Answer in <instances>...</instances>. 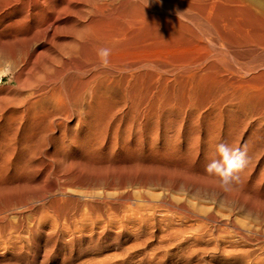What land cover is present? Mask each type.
<instances>
[{"label":"bare ground","instance_id":"obj_1","mask_svg":"<svg viewBox=\"0 0 264 264\" xmlns=\"http://www.w3.org/2000/svg\"><path fill=\"white\" fill-rule=\"evenodd\" d=\"M217 5H219V4H216L215 0H0V67L2 66V68L0 69V197L7 190H9L10 186L12 184H14L15 181L18 182L20 177H22L24 175H28L30 173H33V172L37 171L39 168H41V171H42V178H40V180H42L41 186L44 185L43 184L44 178L49 172V170H48L49 168H47L45 166L46 165L45 160L60 158L61 159L60 162L64 163L65 160H67L68 158H70V159L72 158L71 162H73V158L89 161L91 159L94 160V158H98L100 156H106L109 147L112 146L118 139V137L115 133V128H114L115 127L114 123L116 122L115 117H116L117 113H120L122 111L124 113L125 110H131V111L139 110L140 111V110L148 109V111L149 110L155 111L158 107L165 104L166 97L170 91L175 92V90L181 89V87L184 85L183 83L185 80H187V81L189 80L188 82H193L197 78H199V79L202 78L201 76L204 74V70L198 68L197 66H199V65H197L196 67H193V65L195 66L196 64L199 63L198 62L199 59L197 58L198 52H200V49H204V47H205V41H202L203 35H201V34L203 33L205 35L204 32H209V30L212 28L218 29V27H216V26L218 25L217 23L220 22L221 19L227 26L229 25V28H230V26L232 27L234 25H236L238 27L241 24V22H243L242 24H246V23H244V21L247 23H250V24H251L250 21H252V24L255 21L257 24H259V26L264 28V6H262V7L257 6V8L255 6V8L252 9L246 5L239 4L237 7H235V9H229V7L227 9L226 8L223 9L222 6L219 9V8H217ZM224 7H227V6H224ZM234 17H236V18H234ZM239 19H242V20H239ZM238 21L240 22L239 25H238V23H239ZM247 26H249V25L247 24ZM237 27H235V28L238 29ZM259 29H261V28L259 27ZM240 30H241V28L237 31H240ZM254 31H256V30H254ZM257 32H255L254 34L252 32V34H253V35H251L252 37L249 36L247 39L252 40V38H254V39H256L255 41L259 40L260 43L262 45H264V41L261 42V39H264V35H261L260 33H262V32L259 30ZM247 34L248 33H246L244 35L241 34L243 41H244V39H246ZM209 35H210V33H209ZM238 37H240V36H238ZM223 38L227 39L225 36ZM208 39L210 41L212 40L211 38H208ZM252 41H254V40H252ZM260 47H262V46H260ZM104 49L109 50V54L106 57L102 56L100 54L101 51ZM207 49H208V47H207ZM204 50H201V51L203 52ZM259 52H261V51H259ZM209 55H211V54H209ZM262 56H264V55H262ZM211 60H213V57ZM224 61L226 62V60H224ZM259 62L257 61V64H259ZM211 63H212V61L209 64H211ZM227 64H229L228 61H227ZM249 65L247 64V66H249ZM190 66H192L191 69L189 68ZM241 66H243V65H241ZM251 66H249V67H251ZM260 66H262V64ZM208 67H209L208 70H210V71L211 70H213L214 72H216V70L220 71V69H217L219 67H218V65L216 66L215 63L214 64L212 63ZM252 67L249 68V70L252 69ZM244 68L245 67H242V69H244ZM247 68L248 67H246L245 69H247ZM258 68L259 69L255 70V73H252V75L249 78H247V77L246 78H234V76H233V78L236 80L232 79V81L234 80L235 82L232 83V81L229 78H227L228 80L226 82H228V83L230 82L231 85L236 83L235 87L239 86L238 87L239 90L237 92L239 93V95H244V94H246V91L248 89H253V88H256L257 85L264 84V69H261L260 67H258ZM204 69H205V67H204ZM202 70H203V72H202ZM208 70L207 71L205 70V73L206 72L208 73ZM249 70H248V72L253 71V70H250V71ZM237 72H238V70H237ZM243 72H245V71H243ZM218 73H220V72H218ZM246 73H247V70H246ZM221 74H222V72H221ZM208 75H209V73H208ZM208 75H207V77H208ZM214 75L216 76V74H214ZM221 76H223V75H221ZM5 77L8 78V83L3 84L2 82H3V79ZM203 77L207 78L205 75ZM227 77H228V75H227ZM225 79H226V77H225ZM219 80L220 79L218 78V81ZM221 80H222V77H221ZM223 80H224V78H223ZM223 80H222V82H223ZM203 81H205V80H202V82ZM188 82H186V83H188ZM215 83H217V82H215ZM228 83H227V85H228ZM205 84H207V83H205ZM223 84H226V83H223ZM223 84H221V85H223ZM190 85H191V83H190ZM214 85H216V84H213V86ZM195 86L196 85H194L192 87H195ZM225 87H227V86L225 85ZM231 87L230 88L228 87V89L234 88V87H232V88ZM183 88L184 87H182V89ZM205 88L206 87H204V89ZM210 88H212V86ZM185 90H186V88H185ZM187 90H188V88H187ZM197 90L195 89V91H197ZM212 90L214 91L215 88ZM219 90H221V89H219ZM213 91H212V94H213ZM233 91H232V95H233ZM262 91H264V89H262ZM179 92H181V90ZM183 92H185V91H183ZM188 92H190V91H188ZM198 92H200V91H198ZM201 92H202V88H201ZM250 93H252V92H250ZM187 94H189V93H187ZM194 94H195V92H194ZM228 94H230V93H228ZM191 95L192 94H190V96ZM197 95H200V94H197ZM215 95H216V93H215ZM181 96H183V95H181ZM168 97H170V96L168 95ZM226 97H227V95H226ZM196 98H197V96L195 94V99ZM211 98H213V96H211ZM182 99L184 100V98H182ZM192 99H194V98H192ZM229 99H228V101H229ZM170 100L172 101L171 98H170ZM189 100L191 101V98ZM218 100L220 101L221 99H218ZM197 101L200 102V99ZM172 102L174 103V101H172ZM176 102H178V101H176ZM176 102H175V104H176ZM194 103L197 104L196 102H194ZM203 103H205V102H203ZM216 103H217V101H216ZM217 104H219V102ZM187 105H186V107H187ZM192 106H194V104H192ZM171 107H173V106H171ZM245 107H247V106H245ZM180 108H181V106H180ZM204 108H205V106L203 107V109ZM232 108H234V107H232ZM262 108H264V107H262ZM187 109H189V107ZM198 109H200V105H199ZM193 110L194 109H192V111ZM207 110L205 112H207ZM257 110H259V109H257ZM159 111H160V109H159ZM215 112H217V111H215ZM146 113H148L147 110H146ZM158 113H160V112H158ZM218 113H219V111H218ZM259 113L260 112H258V114ZM143 114H144V112H143ZM194 114H196V113H194ZM235 114H237V113L235 112ZM118 116H120V114ZM123 116H122V119H123V123H124L125 119L123 118ZM135 116L136 115H134L133 117L135 118ZM219 116H221V115H219ZM130 117L128 119H130ZM232 117H233V115H232ZM262 117H264V116H262ZM144 118L145 117H143V119ZM164 118H165V116H164ZM169 118H170V116H169ZM170 120H172V119H170ZM175 120H177V119H175ZM143 121H145V120H143ZM159 121H161V120H159ZM127 122H128V120H127ZM146 122L149 123V121H146ZM178 123L180 124V120L178 121ZM261 123H260V125H261ZM158 124H160V123H158ZM238 124L240 125V123H238ZM109 125L114 126L113 129L110 128L111 132H107V130H106ZM143 125H145V124H143ZM152 126H154V123L152 124ZM154 128H155V126H154ZM160 128L162 129L163 127H160ZM131 129H132V127H131ZM116 130H117V128H116ZM128 130H130V129H128ZM148 130H149V128H148ZM108 131H109V129H108ZM154 131H155V129H154ZM73 132H74V134H73ZM123 132H125V131H123ZM175 132H176V130H175ZM169 133H171V132H169ZM179 134H176V135L178 136ZM157 135H158V133H157ZM170 135H168V137ZM210 135L212 137V134H210ZM137 136H138V134H137ZM149 137H152V136H149ZM181 137H183V136H181ZM132 138H133V136H132ZM165 139H166V137H165ZM186 139H187V137H186ZM262 139H264V138H262ZM146 140H148V139H146ZM128 144L129 143H127L126 145H128ZM190 144H191V142H190ZM132 145H130V146H132ZM133 148H134V146H133ZM156 148H157V146H156ZM174 148H175V146H174ZM185 148H188V147H185ZM259 148H261V146ZM149 149H151V148H149ZM153 149H155V148H153ZM167 150H169V149H167ZM130 151H131V149H130ZM130 151H129V153H131ZM156 151H157V149H156ZM175 151H176V149H175ZM257 151H259V150H257ZM127 152H128V150H127ZM137 152H135V153H137ZM182 153H183V151H182ZM262 153H264V152H262ZM120 154H121V151H120ZM157 154H159V153H157ZM163 154H165V153H163ZM251 154H255V150H254V153H251ZM117 155H119V154H117ZM150 155H152V154H150ZM114 156L115 155H113V157ZM139 156H140V154H139ZM166 156L167 155H165V157ZM161 157H160V159H162ZM135 158H136V156H135ZM62 160H64V161L62 162ZM101 160L103 161V159H101ZM123 160H125V159L123 158ZM132 160H134V159H132ZM132 160L130 162H134ZM147 160H149V159L147 158L146 161ZM156 161H157V158H156ZM121 162L123 163V161H121ZM142 162H144V161H142ZM149 162H152V161H149ZM81 163H83V162H81ZM103 163H102V165H103ZM96 164H100V163L95 162L94 165H96ZM104 164H106V163H104ZM113 164L116 165L115 161L113 162ZM134 164H136V163H134ZM134 164L131 163L130 165L133 166ZM149 164H148V167H149ZM156 164H158V163H156ZM62 165H65V163ZM66 165H67V163H66ZM106 165H108V164H106ZM111 165L112 164H110V166ZM124 165H126V164L124 163ZM161 165L162 164H160L159 166H161ZM119 166H120V164H119ZM119 166H117V167H119ZM132 166L131 167L129 166V167L132 169ZM89 167H91V166H89ZM102 168H103V166H102ZM112 168H115V167H109L108 169H112ZM143 168H145V167H143ZM127 169H128V167H127ZM162 169L165 171L164 167ZM166 170H168V169L166 168ZM72 171H74V170H72ZM65 172H66V169H64V167L62 168V166L59 167V165H58L57 174H63L62 179L64 176L66 178L68 176V174H65ZM170 172L171 171H169V173ZM111 173L112 172L110 171V174L105 172V173L90 175L87 178L86 183L87 182L90 184L92 183V185L87 184V186H89V188H90V186H93V184L96 185V183H101V184H105L108 188L109 187L112 188L111 186L115 185L116 181H118V178H115L117 176V174L114 175ZM179 173H180V171H179ZM43 174H45L44 177H43ZM133 174L135 175L136 173L134 172ZM176 174H178V173L176 172ZM146 175H144L145 178H148V177H146ZM76 176H77V173H76ZM138 176L140 177V175H138ZM154 176H156V174ZM179 176L182 177L180 174H179ZM186 176L188 177L187 174L185 175V177ZM152 177L153 176H151V178ZM157 177H159V176H157ZM160 178L161 177H159V179ZM169 178H171V177H169ZM121 179L123 181L124 178H121ZM132 179L133 178H131V182H133V180H134V183H135V180L137 181V179H133V180ZM155 179H157V178H155ZM166 179H168V178H163V180H166ZM65 180H63V181H65ZM82 180H83V178H82ZM124 180L126 181V179H124ZM153 180H154V177H153L152 181ZM33 181L25 179L21 182V184H20V182L18 184H20L23 187H28V189H29V186H30V188L33 186ZM36 181H37L36 183H39L38 179ZM147 181L149 182V180H147ZM161 181H160V184L163 183V182L161 183ZM166 181H168V180H166ZM166 181H164V185H166L168 183V182L165 183ZM74 182H78V181H73V183ZM129 182H130V180H129ZM181 182H182V179H181V181L178 180V184H180ZM70 183H72V181ZM136 183H138V182H136ZM136 183L134 184L135 186L130 185V184L129 185L133 186V187H137V189H139L138 187H140L141 185L139 186V183H138V186H136ZM197 183H198V181H197ZM18 184H15V185H18ZM80 184H82V183H80ZM83 184H84V182H83ZM121 184L123 185L124 183H121ZM140 184H142V183H140ZM150 184H149V186H150ZM172 184L173 183L170 184L171 189H172V186H174ZM211 184H214V183H211ZM215 184H216V182H215ZM70 185H72V184H70ZM84 185H82V186H84ZM116 185H117V183H116ZM176 185L177 184H175V186ZM180 185H177V186L179 187ZM208 186H210V185H208ZM11 187H15V186L13 185ZM61 187L63 188V186H61ZM68 187H66V189H68ZM85 187H86V185H85ZM85 187H83V188L85 189ZM93 187H95V186H93ZM97 187H95V188H97ZM99 187H102V186L100 185ZM144 187H145V185H144ZM146 187H148V185H146ZM165 187H164V189L166 190L167 188H165ZM114 188L107 189L106 191L113 190ZM121 188H122V186H121ZM121 188H119V189H121ZM128 188H130V187H128ZM149 188H151V187H149ZM186 188H189V187H186ZM190 188H193V187H190ZM194 188H193V190H194ZM226 188H228V187L226 186L225 189ZM20 189L22 190V188H20ZM57 189H59V188H57ZM71 189H72V187H71ZM80 189H82V188H80ZM220 189H222V188H220ZM259 189H262V188H259ZM94 190L95 189L93 188L92 191H94ZM125 190H127V189H125ZM149 190H148V192H150ZM191 190L192 189H190V191ZM50 191L51 190L49 189L46 192H50ZM54 191H52V192H54ZM73 191H75V190H73ZM88 191H91V190L89 189ZM142 191L146 192L145 189ZM194 191L196 192V190H194ZM211 191H213V190H211ZM215 191H216V193L219 192L218 190H215ZM91 192H90V194H91ZM131 192H133V191H131ZM200 192H202V191H200ZM236 192L238 194V191H236ZM236 192H234V193H236ZM254 192H256V191H254ZM83 193H84V191H83ZM86 193L87 192H85V195H86ZM92 193H95V192H92ZM106 193H105V195H106ZM108 193H110V192H108ZM123 193H124V191H123ZM128 193H130V192H128ZM128 193L126 192L127 196L129 195ZM198 193H199V191H198ZM209 193L212 194L211 192H209ZM209 193H207V194H209ZM243 193L246 195V193L244 191H243ZM61 194L63 195V193H61ZM68 194H71V193H68ZM114 194H116V192H114ZM194 194H197V193H194ZM221 194H222V191H221ZM259 194H261V193H259ZM99 195H101V194L99 193ZM110 195H111V193H110ZM141 195H143V194H141ZM141 195H140V197H141ZM239 195H240V193H239ZM253 195H255V194H253ZM17 196L19 197V195H17ZM30 196H31V194H30ZM66 196L67 195L61 196V197L63 198ZM119 196H120V194H119ZM130 196L131 195H129V197ZM219 196H223V195H219ZM224 196H226V195H224ZM227 196H229V195H227ZM72 197H73V195H72ZM72 197H70V198H72ZM106 197L108 198L107 195H106ZM110 197L111 196H109V198ZM134 197L136 198V194H135V196H133L131 198H134ZM138 197L136 199H139ZM142 197H141V199L143 201ZM258 197H259V195H258ZM10 198H14V197H10ZM10 198L8 197L6 199H10ZM45 198H47V197H45ZM55 198H57V197H55ZM91 198H92V195L90 197V201H91ZM144 198H145V201H147L148 197L146 198V196H145ZM229 198H230V196H229ZM96 199H98V198H96ZM101 199H102V201L99 199L98 200L101 201V203L104 202L105 205H107L106 204L107 202H110V203L112 202V201H107L106 198L104 199V196ZM114 199H117V198H114ZM118 199H119V197H118ZM122 199L124 200V198H122ZM10 200L8 201L9 202L8 204H12V203H10ZM24 200L25 199H23V201ZM29 200H31V199H29ZM29 200H28V203H29ZM15 201H19V200L17 199ZM41 201H43V200H41ZM45 201H46V204H48L47 200H45ZM70 201H72V200L70 199ZM84 201H86V200H84ZM105 201H107V202H105ZM115 201H117V200H115ZM120 201H122V200H120ZM164 201L162 203H164ZM37 202H35V203H37ZM58 202H60V201H58ZM91 202H93V201H91ZM125 202H127V201H125ZM261 202H262L261 207L252 206V205H247V207L250 210H253L255 212H260L262 219H264V194L261 195ZM19 203L24 205L23 202H19ZM50 203L52 204V202H50ZM93 203L95 204V202H93ZM117 203L118 202H116L115 204H117ZM137 203H139V201ZM167 203H168V201H167ZM43 204H45V203H43ZM74 204L76 205V203H74ZM83 204L84 203H82V205ZM126 204H128V203H126ZM30 205H32V203ZM53 205H50V206H53ZM71 205H72V203H71ZM89 205H90V203H89ZM119 205H120V202H119ZM145 205H146V203H145ZM43 206H45V205H43ZM9 207H11V205ZM9 207L7 208L8 210H9ZM14 207H15V209H17L16 208L17 206H15V205L11 208H14ZM27 207H29V206H27ZM31 207H30V209H31ZM60 207H62V205ZM65 207H67V206H65ZM76 207H74V209ZM232 207H233V204H232ZM241 207H239V208L241 209ZM0 208H1V206H0ZM20 208H19V211H20ZM45 208H47V207H45ZM54 208L55 207L53 206V209ZM90 208H92V207H90ZM94 208H96V207L94 206ZM128 208H130V207H128ZM210 208H212V207L210 206ZM37 209H40V208L37 207ZM43 209H44V207H43ZM47 209H49V208H47ZM77 209H79V206L77 207ZM100 209H101V207H100ZM100 209H98V210L100 211ZM115 209L116 208H113V210H115ZM119 209H121V208H119ZM181 209H182V207H181ZM186 209H187V206H186ZM229 209L230 208H228V211H229ZM32 210H33V208H32ZM34 210H33V212H34ZM59 210H61V209H59ZM72 210L73 209H71V211ZM80 210H77V212ZM83 210H86V209H83ZM87 210H88V208H87ZM94 210L97 211V209H94ZM113 210H111V211H113ZM148 210H150V209H148ZM194 210H196V209H194ZM203 210H205V212H207L208 208H207V210L206 209H203ZM211 210H213V209H211ZM1 211H2L1 212V214H2L3 211H5V208H4V210L2 209ZM11 211H14V209ZM28 211H30V210H28ZM28 211H26V213ZM36 211L37 210H35V212ZM105 211L107 212V210H105ZM111 211H109V212H111ZM121 211H122V209H121ZM187 211H188V209H187ZM193 211H191V212H193ZM197 211L200 212L199 210H197ZM201 211H202V209H201ZM246 211L244 213H246ZM42 212H40V214ZM89 212L87 211V213H89ZM109 212H108L107 217L110 216ZM114 212L115 211H113V213ZM117 212H119V210ZM122 212H124V210ZM198 212H196L195 214L196 215L199 214ZM235 212H236V209H235ZM50 213H52V211H50ZM55 213H56V211H55ZM87 213H85V214L89 215ZM95 213L92 216H90L91 215V213H90L89 217L95 216L94 218H98V217H96V214H98V213H96V214ZM129 213H127V214H129ZM227 213L230 214V212H227ZM236 213H238V212H236ZM24 214H25V212H24ZM28 214L29 213H27V215ZM63 214H64V212H63ZM79 214H80V212H78V214H76V215H79ZM83 214H84V212H83ZM133 214H134V211L132 213V216H133ZM201 214H204V213H201ZM60 215L61 214H59V216ZM81 215H82V213H81ZM81 215H79V217ZM99 215H100V213H99ZM136 215H137V213H136ZM225 215H226V213L224 214L223 217H225ZM258 215L259 214H257V216ZM0 216H1L0 218L2 220V218H4V217H2L3 214ZM35 216H36V213H35L34 217ZM37 216H39V215H37ZM132 216L130 215L129 217H132ZM226 216H230V215H226ZM54 217H52V218H54ZM76 217L78 218V216H76ZM119 217H117V218H119ZM134 217L135 216H133V218ZM191 217H193V216L191 215ZM203 217H202V219L204 220ZM206 217L208 218V220L209 219L213 220V214H211L210 212H208ZM253 217H255V214ZM47 218H49V217H47ZM111 218H114V217L112 216ZM226 218L224 221L227 220ZM258 218H260V217H258ZM33 219H32L31 229L35 230V225H34L35 221H33ZM122 219L124 221H126L124 218H122ZM216 219H219V218L217 217ZM232 219H234V217H232ZM10 220H11V218H10ZM79 220H81V219L79 218ZM109 220H111V219L109 218ZM130 220H132V219H130ZM219 220H222V219L220 218ZM50 221L51 220H49V224H50ZM52 221L54 222L55 220H52ZM120 221H122V220L120 219ZM128 221H129V219H128ZM216 221H218V220H216ZM55 222H54V225L56 226V224L58 222L56 224H55ZM87 222H88V219H87ZM114 222H118V221H114ZM204 222H206V221H204ZM213 222L215 223V221H213ZM223 222H221V223H223ZM233 222H236V221H233ZM262 222H264V220H262ZM0 223H1V221H0ZM35 223H37V222H35ZM74 223H75L74 225H72V223H71V225L76 226L77 225L76 221H74ZM1 224H3V223H1ZM63 224H64V222H63ZM84 224H85V222H84ZM90 224L86 223V225H90ZM101 224L103 225V223H101ZM109 224H111V223H109ZM230 224H229V226H230ZM235 224H233V228L236 227ZM4 225H6V224H4ZM8 225H11V224H8ZM65 225H66V223H65ZM67 225L69 226L70 224L68 223ZM121 225L119 226V228L121 227ZM25 226H26V224H25ZM36 226H38V225H36ZM78 226L79 225H77V227ZM214 226H211V227L214 228ZM217 226H220V225H217ZM237 226H238L237 229H239L240 228L239 224ZM223 227L221 228L222 230H224ZM23 228H25V227H22V230H23ZM51 228H53V227H51ZM60 228L61 227H59V228L57 227L58 230ZM63 228L65 229L66 226L65 227L63 226ZM70 228H68L69 232H70ZM19 229H21V228H19ZM66 229H65V231L68 230V229L67 230ZM85 229H89V227H87ZM92 229H93V227H92ZM120 229H123V228H120ZM218 229H219V227H218ZM221 229H219V230H221ZM225 229L228 230V227ZM237 229H235V230H237ZM10 230L11 229H9V231ZM49 230H51V229H49ZM90 230H91V228H90ZM101 230H104V229H101ZM177 230H179V228ZM78 231L81 232L84 230L82 229V230H78ZM240 231L244 232L243 228L240 229ZM249 231H251V230H249ZM262 231H264V230H262ZM262 231H260V232L262 233ZM52 232H54V231H52ZM257 232H258V230H257ZM257 232H255V233H257ZM13 233L11 232V234H13ZM8 234H10V232ZM16 234L14 236H16ZM19 234H17V236ZM58 234H60V233L58 232ZM252 234L253 233H251V235ZM20 235H19V237H20ZM55 235L57 236V234H55ZM248 235H250V233ZM28 236H30V235L28 234ZM46 236H47V233H46ZM113 236H114V234H113ZM126 236H128V235H126ZM254 236H255V234H254ZM55 237H53V239ZM75 237H77V236H75ZM58 238H59V236H58ZM247 238H250V237H247ZM262 238H264V237H262ZM6 239H7V235H6ZM19 239H21V238H19ZM123 239H125V238H123ZM1 240H3V238ZM14 240H12V241H14ZM6 242L8 243V241L4 242L5 245H6ZM51 242H49V243H51ZM66 242H68V241H66ZM9 244H10V242H9ZM114 244H115V242H114ZM6 246H8V245H6ZM18 246H20V245H18ZM70 246H72V245H70ZM118 246L119 245H117L116 247H118ZM20 247H18V248H20ZM53 248H54V246H53ZM58 249H59V247H58ZM14 250H16V249H14ZM22 251H23V249H22ZM115 252L113 255L110 254V257H109V254H105L109 257L108 259L104 258L105 259L104 260L102 257L104 264H129L130 261H132V260H135V264H261L262 263V262H260L261 258H259V257L264 256V253H162V254L149 253V254L143 255V256L142 255H136V256H131V257L127 258L126 257L127 254L125 256H123L125 254L124 253V254L119 256V254H117ZM118 253H119V251H118ZM17 255H18V253H17ZM79 255H78V257H79ZM10 256H12V255H10ZM27 256H29V255H27ZM32 257H33V255H32ZM40 257H41V255H40ZM94 257H96V256H94ZM29 258H31V257H29ZM81 258H82V256H81ZM13 259H14V257H13ZM25 259H27V258H25ZM32 259H34V258H32ZM64 259H66V258H64ZM86 259H84V260L86 261ZM89 260H90V258H89ZM93 260H97V259L94 258ZM99 260H101V259H99ZM99 260L96 261V264L100 263ZM262 260H264V259H262ZM3 261H4V259H3ZM8 261H9V259H8ZM43 261H44V259H43ZM32 262H29V263L27 262V263L32 264ZM41 262H42V260H41ZM89 262H93V261L91 260ZM97 262H99V263H97ZM33 263H35V262H33ZM45 263H46V261H45ZM93 263H95V262H93ZM6 264H8V262ZM77 264H79V263H77ZM80 264H81V262H80ZM87 264H90V263H87ZM100 264H102V263H100Z\"/></svg>","mask_w":264,"mask_h":264},{"label":"rangeland","instance_id":"obj_2","mask_svg":"<svg viewBox=\"0 0 264 264\" xmlns=\"http://www.w3.org/2000/svg\"><path fill=\"white\" fill-rule=\"evenodd\" d=\"M215 1H216V4H219V5L221 4L220 6L217 5V8H219V9L221 6L223 7V9L224 8L227 9L228 7H229V9H235V7H237L239 4L246 5L252 9H254L255 6H256V8H257V6L258 7L264 6V0H262V1L261 0H215ZM224 6H227V7H224ZM234 18H236V17H234ZM239 20H242V19H239ZM250 22H251V24L247 23L245 21H244V23H246V24H242L243 22H241V24H240V22H239L238 25L239 24L240 25L238 27L236 25H234L232 27L230 26V28H229V25L227 26L221 19L220 22L217 23L218 25L216 26V27H218V29L212 28L209 30V32H204L205 35L202 33L201 34V35H203L202 41H205V47L206 48L204 47V49L206 51L204 49H200V52H198V56H197V58L199 59L198 60L199 63L196 64L195 66L193 65V67H196L197 65H199L197 67L204 70V74L201 76L202 78L201 79L197 78L198 80L195 79L193 82H188L189 80L187 81L184 79L185 80L183 83L184 85L182 86L184 88L182 89V87H181V89H180L182 93L179 92L180 90H175V92L170 91L172 94L170 92L168 93V95L170 97H168V95H167V97H166L167 102L165 101V104L158 107L155 111L154 110L148 111V109L140 110V111L139 110H137V111L136 110H134V111L125 110L124 113H123V111L120 113H117L116 117H115L116 122L114 123L115 127L113 125H109L108 126L109 128L107 127L106 130H107V132H111L110 128L113 129V127H114L115 133H116L118 139L112 146L109 147L106 156H100L98 158H94V160L91 159L89 161L73 158L74 163L71 162L72 158L71 159L68 158L64 162L65 165H62L64 163L60 162L61 161L60 158L45 160V163H46L45 166L47 168H49L48 169L49 172L45 176L44 182H43L44 185H42V186H41L42 180H40V178H42L41 168H39L37 171H35L33 173L22 176L23 178L20 177L19 178V180L21 179L20 181L17 179L18 182L15 181V183L11 185V186L14 185L15 187L10 186L9 190H7L0 197V206H1L0 215L3 214L2 217H4V218H2V220L0 218L1 223H3V224L0 223V237L2 236L0 238V260H1L0 264H6L7 262H8V264H12V263L13 264H20V263L21 264H28L29 262H32V261L35 262L36 264L37 263L38 264H77V263L80 264V262H81V264H85V263L86 264L87 263L96 264V261H98L99 259H101V260H99L100 263L104 264L103 259L104 258L108 259L110 257V254L113 255L115 251H116L115 253L119 254V256L124 254V253L125 254L123 256H125L127 254L128 255V256L126 255L127 258L131 257V256H136V255H142L143 256V255H147L149 253H157V254H162V253H264V238H262V237H264V231H262V230H264V222H262V220H264V219H262L260 212H255L253 210H250L247 207V205L261 207V204H262L261 195L264 194V153H262V152H264V139H262V138H264V117H262V116H264V108H262V107H264V91H262V89H264V84L257 85L256 88H253V89H248L246 91V94H244V95H239V93L237 92L239 90L238 89L239 86L237 85L238 87H235L236 83L231 85L230 82L229 83L226 82L228 80L227 78H229L231 81L234 78H246V77L249 78L252 75V73H255V70L259 69L258 67H260L261 69H264V56H262V55H264V45H262L259 40H258L259 42L255 41L256 39H254V38H252V40H254L255 42L247 39L249 36L252 37L251 35H253L258 30L262 32V33H260L261 35H264V28L259 26V24H257L255 21L253 22V24H252V21H250ZM247 24L249 26H247ZM235 27H237L238 29H236ZM259 27L261 29H259ZM240 28H241V30L237 31ZM254 30H256V31H254ZM252 32H253V34H252ZM209 33H210V35H209ZM246 33H248V34L246 35V39H244V41H243L241 34L244 35ZM224 36L227 39L223 38ZM238 36H240V37H238ZM208 38H211L213 41L212 40L210 41ZM262 41H264V39H261V42ZM260 46H262V47H260ZM207 47H208V49H207ZM201 50H204V51L202 52ZM259 51H261V52H259ZM209 54H211V55H209ZM212 57H213V60H211ZM224 60H226V62ZM211 61L213 64L215 63L216 66L218 65L219 68H217V69H220V71L216 70V72H214L213 70H211L212 71L211 72L210 70H208L209 69L208 66L212 64V63L209 64ZM227 61L229 64H227ZM257 61L258 62L260 61L259 64H257ZM247 64L248 65L250 64L249 66H251V65L253 66V67L251 66L252 69H250L253 71L248 72L249 68H251V67L247 66ZM261 64H262V66H260ZM241 65H243V66H241ZM204 67H205V69H204ZM242 67H245V68L248 67V68L242 69ZM1 68H2V66L0 67V69ZM189 68L191 69L192 66H190ZM203 70H202V72H203ZM205 70L206 71L208 70L209 75L207 72H206L207 74L205 73ZM237 70H238V72H237ZM246 70H247V73H246ZM243 71H245V72H243ZM218 72H220V73H218ZM221 72H222V74H221ZM213 73L216 74V76ZM204 75L206 77L208 75V77L205 78V77H203ZM221 75H223V76H221ZM227 75H228V77H227ZM224 76L226 77V79ZM233 76H234V78H233ZM217 77L220 79L219 81H218ZM221 77H222V80L224 78L223 82L221 80ZM202 80H205V81L202 82ZM234 80H236V79H234ZM234 80L232 81V83L235 82ZM186 82H188L189 84ZM215 82H217V83H215ZM2 83L3 84L8 83V78L5 77L3 79ZM190 83H191V85H190ZM205 83H207V84H205ZM223 83H226V84H223ZM227 83H228V85H227ZM213 84H216V85L213 86ZM221 84H223V85H221ZM194 85H196V86L192 87ZM225 85L227 87H225ZM211 86H212V88H210ZM231 86L234 88L228 89V87L230 88ZM204 87H206V88L204 89ZM185 88H186V90L188 88V90L186 91ZM201 88H202V92H201ZM214 88H215V90L213 91L212 89H214ZM195 89L196 90L198 89V90L195 91ZM219 89H221V90H219ZM223 89L224 90L226 89L225 91L227 93ZM183 91H185V92H183ZM188 91H190L191 93ZM198 91H200V92H198ZM212 91H213V94H212ZM232 91H233L234 96L232 95ZM186 92L189 94H187ZM194 92L197 96L196 99H195ZM250 92H252V93H250ZM215 93H216V95H215ZM228 93H230V94H228ZM190 94H192V95L190 96ZM197 94H200V95H197ZM181 95H183V96H181ZM226 95H227V97H226ZM211 96H213V98H211ZM170 98L172 99V101H174V103L170 100ZM182 98H184V100ZM190 98H191V101L193 100L192 102L189 100ZM192 98H194V99H192ZM199 99H200V102L197 101ZM218 99H221V100L219 101ZM228 99H229V101H228ZM175 100L178 102H176ZM216 101H217V103L219 102V104H217ZM175 102H176V104H175ZM194 102H196L197 104H195ZM203 102H205V103H203ZM192 104H194V106H192ZM186 105H187V107H186ZM199 105H200V109L202 108L201 110L198 109ZM171 106H173V107H171ZM180 106H181V108H180ZM204 106L206 109L205 108L203 109ZM245 106H247V107H245ZM188 107H189V109H187ZM232 107H234V108H232ZM159 109H160V111H159ZM192 109H194V110L192 111ZM257 109H259V110H257ZM146 110L148 113H146ZM206 110H207V112H205ZM215 111H217V112H215ZM218 111H219V113H218ZM257 111L260 113L258 114ZM143 112H144V114H143ZM158 112H160V113H158ZM235 112L237 114H235ZM194 113H196V114H194ZM119 114H120V116H118ZM134 115H136L135 118L133 117ZM168 115L170 116V118ZM219 115H221V116H219ZM232 115H233V117H232ZM122 116L125 119L124 123H123ZM142 116L145 118L143 119ZM164 116H165V118H164ZM129 117H130V119H128ZM126 119L128 120V122ZM142 119L145 121H143ZM170 119H172V120H170ZM175 119H177L178 121L180 120V124ZM159 120H161V121H159ZM146 121H149V123ZM142 123L145 125H143ZM153 123H154L155 128H154V126H152ZM158 123H160V124H158ZM238 123H240V125ZM260 123L262 126L260 125ZM130 126L132 127V129ZM160 127H163V128L161 129ZM116 128H117V130H116ZM148 128H149V130H148ZM153 128L155 129V131ZM108 129H109V131H108ZM128 129H130V130H128ZM175 130H176V132H175ZM123 131H125V132H123ZM168 131L171 133H169ZM157 133H158V135H157ZM73 134H74V132H73ZM137 134H138V136H137ZM146 134L147 135L149 134V135L147 136ZM167 134L168 135L173 134V135L172 136L170 135L168 137ZM176 134H179V135L177 136ZM210 134H212V137ZM132 136H133V138H132ZM149 136H152V137H149ZM181 136H183L185 139ZM165 137H166V139H165ZM186 137H187V139H186ZM146 139H148V140H146ZM126 142L129 144L126 145L127 144ZM190 142H191V144H190ZM222 142L228 143V144L232 145L233 147H245L246 151H247L248 158H249V162H248L247 166L243 169L242 172L239 173V177H240L239 180L238 181H231L230 183H228V185L223 182L222 178L219 175L215 174L214 172L209 173L206 170V165L213 158H218V157L214 156L215 148H216L217 144L222 143ZM130 145H132V146H130ZM259 145L261 146V148H259L260 147ZM133 146H134V148H133ZM156 146H157V148H156ZM174 146H175V148H174ZM185 147H188V148H185ZM149 148H151V149H149ZM153 148H155V149H153ZM130 149H131V151H130ZM156 149H157V151H156ZM167 149H169L170 151ZM175 149H176V151H175ZM256 149L259 150L260 152L257 151ZM127 150H128V152H127ZM254 150H255V154H251V153H254ZM120 151H121V154H120ZM129 151L131 153H129ZM182 151H183V153H182ZM135 152H137L138 154ZM157 153H159V154H157ZM163 153H165V154H163ZM117 154H119V155H117ZM139 154H140V156H139ZM150 154H152V155H150ZM113 155H115L116 157L115 156L113 157ZM165 155H167V156L165 157ZM135 156H136V158H135ZM160 157L162 159H160ZM123 158L125 160H123ZM147 158L149 160L146 161ZM156 158H157V161H156ZM101 159H103V161ZM132 159H134V160H132ZM131 160L134 162H130ZM63 161L64 160H62V162ZM114 161H115L117 166H119V164H120L121 167L120 166L117 167L116 165H114L113 164ZM121 161H123V163ZM142 161H144V162H142ZM149 161H152V162L154 161V162L152 163ZM81 162H83V163H81ZM95 162L100 163V164L94 165ZM103 162L108 164V165L104 164ZM66 163H67V165H66ZM102 163H103V165H102ZM124 163L126 165H124ZM129 163L130 164L136 163V164H134L133 165L134 167H133ZM149 163L151 165L152 164L153 165L151 166ZM156 163H158V164H156ZM110 164H112L113 166L112 165L110 166ZM148 164H149L150 168L148 167ZM160 164H162L163 166L162 165L159 166ZM58 165H59V167L62 166V168L64 167V169H66L65 174H68L67 178L64 176L65 178L63 177V179H62L63 174H57ZM141 165L142 166L144 165L143 167H145V168H143ZM89 166H91V167H89ZM102 166H103V168H102ZM129 166L130 167L132 166V169ZM109 167H115V168L108 169ZM127 167H128V169H127ZM163 167H164L165 171L162 169ZM166 168L168 170H166ZM72 170H74V171H72ZM110 171L112 172L111 174H114V175L117 174V176H118V177L117 176L115 177V178H118V181H116L117 185L115 183V185L111 186L112 188L115 187L113 190L106 191L107 189H112V188H110V187L108 188L105 184H101V183H96V185L93 184V186H95V187H97V186L99 187L100 185L102 186L99 188L97 187L98 189L93 187V186H90V188H89V186H87V184L92 185V183L91 184L88 182L86 183L87 178L90 175L105 173V172L110 174ZM169 171H171L172 173L170 172L171 173L170 174ZM179 171H180V173H179ZM134 172L136 173L135 175L133 174ZM176 172L178 174H176ZM76 173H77V176H76ZM155 174H156V176H154ZM179 174L182 177H180ZM186 174L188 175V177L186 176L187 178L185 177ZM44 175L45 174H43V177H44ZM138 175H140V177ZM144 175H146V177H148V178H145ZM151 176L154 177L153 181H152L153 177L151 178ZM157 176H159L161 178L159 179V177H157ZM169 177H171V178H169ZM82 178H83V180H82ZM121 178L126 179V181L124 179L122 181ZM131 178L137 179V181L135 180V183L138 182L139 186L141 185L140 186L141 188L138 187L139 189H137V187H133V186H135L134 185L135 183H134L133 179H132L133 182H131ZM155 178H157V179H155ZM163 178H168V179H166L168 181L163 180ZM252 178L254 180L255 179L256 180L254 181ZM25 179L30 180V181L34 180L33 186L31 188L29 186V189H28V187H23L20 185L21 182ZM37 179L39 180L38 181L39 183H36ZM174 179L175 180L177 179V180L175 181ZM181 179H182V182L180 183L181 184L180 185V184H178V180L181 181ZM63 180H65L66 182ZM129 180H130V182H129ZM147 180H149V182ZM71 181H72V183H70ZM73 181H78V182L73 183ZM160 181H161V183L162 182L163 183L160 184ZM164 181H166L165 183H167V182L168 183L166 185H164ZM197 181H198V183H197ZM214 181L216 182V184ZM19 182H20V184H18ZM83 182L86 185V187L83 184ZM80 183H82V184H80ZM121 183H124V184L122 185ZM138 183H136V186H138ZM140 183H142L143 185ZM171 183H173L172 185H174V186H172V189H171V185H170ZM211 183H214V184H211ZM15 184H18V185H15ZM70 184H72V185H70ZM129 184L133 185V186H130ZM149 184H150V186H149ZM175 184L180 185V186L179 187L177 185L175 186ZM82 185H84V186H82ZM144 185H145V187H144ZM146 185H148V187H146ZM208 185H210V186H208ZM61 186H63V188ZM121 186H122V188H121ZM224 186L225 187L227 186L228 188L225 189ZM66 187H68V189H66ZM71 187H72V189H71ZM79 187L82 189H80ZM83 187H85V189ZM128 187H130V188H128ZM149 187H151V188H149ZM164 187L167 189L165 190ZM186 187H189V188H186ZM190 187H193V188L195 187L196 189L194 188V190H196V192L193 190V188H190ZM20 188H22V190ZM57 188H59V189H57ZM93 188L96 191L95 190L92 191ZM119 188H121V189H119ZM124 188L127 190H125ZM143 188L146 190V192L142 191V190H144ZM220 188H222V189H220ZM259 188H262V189H259ZM49 189L51 191L46 192ZM87 189L88 190L90 189L92 192H95L96 194L92 193L91 191H88ZM190 189H192L194 192L192 190L190 191ZM246 189L247 190L249 189V190L247 191ZM73 190H75V191H73ZM122 190L124 191V193ZM148 190L150 192H148ZM211 190H213V191H211ZM215 190H218L219 192L217 191L218 193H216ZM52 191H54L55 193ZM83 191H84V193H83ZM131 191H133V192H131ZM198 191H199V193H198ZM200 191H202V192H200ZM221 191H222V194H221ZM236 191H238V194ZM243 191L246 193V195L243 193ZM254 191H256V192H254ZM85 192H87L86 195H85ZM90 192H91V194H90ZM106 192L107 193L110 192L111 195H110V193H108L109 194L108 195ZM114 192H116L117 195L114 194ZM126 192L127 193L130 192L128 194L131 196L130 197H129V195L127 196ZM209 192H211L212 194H210ZM234 192H236V193H234ZM61 193H63V195ZM68 193H71V194H68ZM99 193L101 195H99ZM105 193L108 196V198L106 197ZM194 193H197V194H194ZM207 193H209V194H207ZM239 193H240V195H239ZM259 193H261V194H259ZM30 194H31V196H30ZM119 194H120V196H119ZM135 194H136V198L139 196L138 197L139 199H136L135 197H134L135 199L131 198V197L135 196ZM141 194H143V195H141ZM253 194H255V195H253ZM17 195H19L20 198ZM65 195H67V196L63 197V198L61 197V196H65ZM72 195H73V197H72ZM91 195L93 198V199L91 198V201L95 202V204L90 201ZM140 195H141V197L143 196L142 197L143 201H142ZM219 195H223V196H219ZM224 195H226V196H224ZM227 195H229L231 199ZM258 195H259V197H258ZM103 196H104V199L106 198L107 201H112V202L110 203V202L105 201V202H107L106 203L107 205H105L104 202L101 203V201H102L101 198H103ZM109 196H111L110 198L111 199L113 198V199L111 200L109 198ZM145 196H146V198L147 197L149 198V199L147 198V201H145V198H144ZM8 197L9 198L14 197V198H10L11 200L6 199ZM45 197H47V198H45ZM55 197H57V198H55ZM70 197H72V198H70ZM118 197H119V199H118ZM28 198L31 200H29ZM96 198H98L101 201H99ZM114 198H117V199H114ZM122 198H124V200L127 202H125ZM17 199L19 201H15ZM23 199H25V200L23 201ZM27 199L29 200V203H28ZM70 199L72 201H70ZM9 200H10V203H12V204H8ZM41 200H43V201H41ZM45 200H47L48 204H46ZM84 200H86V201H84ZM115 200H117V201H115ZM120 200H122V201H120ZM58 201H60V202H58ZM136 201L137 202L139 201V203H137ZM163 201H164V203H162ZM167 201H168V203H167ZM19 202H23L24 205H22ZM30 202L32 203V205H30L31 204ZM35 202H37V203H35ZM50 202H52V204ZM114 202L115 203L118 202V203L115 204ZM119 202H120V205H119ZM43 203H45V204H43ZM71 203H72V205H71ZM74 203H76V205ZM82 203H84V204L82 205ZM89 203H90V205H89ZM126 203H128V204H126ZM145 203H146V205H145ZM232 204H233V207H232ZM10 205H11V207H13L14 205L17 206L16 207L17 209H15V207L14 208L9 207ZM43 205H45V206H43ZM50 205H53L55 208L53 209V206H50ZM61 205H62V207H60ZM185 205L187 206L188 211H187ZM27 206H29V207H27ZM65 206H67V207H65ZM76 206L77 207L79 206V209H77ZM94 206L96 208H94ZM210 206L212 208H210ZM8 207H9V210L7 209ZM30 207H31V209H30ZM37 207L40 208L41 210L37 209ZM43 207H44V209H43ZM45 207L49 208L50 210L45 208ZM74 207H76V208L74 209ZM90 207H92V208H90ZM100 207H101V209H100ZM128 207H130V208H128ZM181 207H182V209H181ZM239 207H241V209ZM4 208H5V211H3V213L1 214V212H2L1 210L2 209L4 210ZM19 208H20V211H19ZM26 208L30 211H28ZM32 208H33V210L34 209L37 210L36 212L34 210V212L36 213L35 217H34L35 213L33 212ZM82 208L86 209V210H83ZM87 208H88V210H87ZM113 208H116V209L113 210ZM119 208H121L122 211L124 210V212H122L121 209H119ZM207 208H208V210H207ZM228 208H230L229 211H228ZM13 209H14V211H11ZM59 209H61V210H59ZM71 209H73V210L71 211ZM94 209H97V211H95ZM98 209H100V211ZM104 209L107 210V212ZM110 209L115 211V212L113 213V211H111ZM117 209L119 210L120 213L117 212L118 211ZM148 209H150V210H148ZM194 209H196V210H194ZM201 209L203 212L201 211ZM203 209H206L207 212H205V210H203ZM211 209H213V210H211ZM235 209H236V212H238V213L235 212ZM77 210H80V211H78V212H80L79 215H81V213H82V215L80 217H79V215H76V214H78ZM197 210H199L200 212H198ZM244 210L245 211L247 210L246 213L247 212L248 213L247 214L244 213L245 212ZM26 211H28L27 212V213H29L28 215H27ZM50 211H52V213H50ZM55 211H56V213H55ZM87 211L88 212L90 211V212L87 213ZM109 211H111V212H109ZM133 211H134L133 216H135L134 218L132 216ZM191 211H193V212H191ZM195 211L198 212L199 214L196 215ZM24 212H25V214H24ZM40 212H42L43 214L45 213L46 215L45 214L43 215L42 213L40 214ZM63 212L65 215L63 214ZM83 212H84V214H83ZM95 212L98 214H96ZM108 212L110 214L109 217H107ZM208 212L213 214V220L212 219L208 220V218L206 217ZM227 212H230V214ZM85 213H87L89 215L91 213L90 216L94 215V213H95L96 217H98V218H94L95 216L89 217V215H86ZM99 213L101 216L99 215ZM127 213H129V214H127ZM136 213H137V215H136ZM201 213H204V214H201ZM225 213H226V215H230V216L225 215V217H223ZM59 214H61V215L63 214V215L59 216ZM254 214H255V217H253ZM257 214H259V215L257 216ZM37 215H39L40 217ZM130 215L132 217H129ZM191 215L193 217H191ZM76 216H78V218ZM112 216L114 218H111ZM116 216L117 217L120 216V217L117 218ZM47 217H49V218H47ZM52 217H54V218H52ZM202 217L204 218V220L202 219ZM217 217L219 219L221 218L222 220L216 219ZM232 217H234V219H232ZM258 217H260V218H258ZM10 218H11V220H10ZM79 218L81 220H79ZM109 218L111 220H109ZM122 218H124L126 221H124ZM225 218L227 219L226 221H224ZM32 219H33V221L37 222V223L34 222L35 230L31 229ZM87 219H88V222H87ZM120 219L122 221H120ZM128 219H129V221H128ZM130 219H132V220H130ZM49 220H51L50 224H49ZM52 220L56 221V222L54 221L55 224L58 222L57 223L58 225L56 224V226L58 228L61 227L59 230L54 225V222ZM216 220H218V221H216ZM74 221H76V224L79 225L78 227H77V225L72 226L75 224ZM114 221H118V222H114ZM204 221H206V222H204ZM213 221H215V223ZM233 221H236V222H233ZM63 222H64V224H63ZM70 222L72 223V225ZM84 222H85V224H84ZM221 222H223V223H221ZM65 223H66V225H65ZM68 223L70 224L69 226L67 225ZM86 223H88V224L91 223V224L86 225ZM101 223H103V225ZM109 223H111V224H109ZM4 224H6V225H4ZM8 224H11V225H8ZM25 224H26V226H25ZM229 224L231 227L229 226ZM233 224H235L236 227L233 228ZM238 224L240 226L239 229H237ZM36 225H38V226H36ZM120 225H121L120 228H123L124 230L119 228ZM217 225H220V226H217ZM21 226L25 227V228H23V230H22ZM50 226L53 228H51ZM63 226L64 227L66 226V228L71 227L70 232H69L68 228H67L68 230L65 228L67 230V231H65ZM86 226L89 227V229H85V228H87ZM211 226H214V228ZM223 226L225 228L228 227V230L225 229ZM7 227L9 229H11L12 231L11 230L9 231V229ZM92 227L94 230L92 229ZM218 227H219V229H221L223 227L224 230H222V229L219 230ZM19 228H21V229H19ZM90 228L92 231L90 230ZM178 228H179V230H177ZM242 228H243L244 232L240 231V229H242ZM49 229H51V230H49ZM77 229L78 230L83 229L84 231H81L82 232L81 233ZM101 229H104V230H101ZM235 229H237V230H235ZM86 230L87 231L89 230L88 231L89 233ZM247 230L248 231L251 230V231L248 232ZM257 230H258V232H257ZM52 231H54V232H52ZM260 231H262V233ZM9 232H10V234H8ZM11 232L12 233L14 232L15 234L20 233L21 235L19 234L20 237H19V235L17 236V234H16V236H14L15 234L14 233L11 234ZM58 232L60 234H58ZM255 232H257V233H255ZM46 233H47V236H46ZM249 233H250V235H248ZM251 233H253V234L251 235ZM28 234L30 236H28ZM55 234H57V236ZM73 234L77 237H75ZM113 234H114V236H113ZM254 234H255V236H254ZM6 235H7V239H6ZM126 235H128V236H126ZM58 236H59V238H58ZM53 237H55V238L53 239ZM247 237H250V238H247ZM2 238H3V240H1ZM19 238H21V239H19ZM72 238L73 239L75 238V239L73 240ZM123 238H125V239H123ZM4 240L8 241V243L6 242V245H8V246L5 245ZM12 240H14V241H12ZM66 241H68V242H66ZM9 242H10V244H9ZM49 242H51V243H49ZM114 242H115V244H114ZM18 245H20L21 247ZM70 245H72V246H70ZM117 245H119L118 246L119 248L116 247ZM53 246H54V248H53ZM18 247H20V248H18ZM58 247H59V249H58ZM21 248L23 249L24 252L22 251ZM14 249H16V250H14ZM118 251H119V253H118ZM17 253H18V255H17ZM105 254H109V257ZM10 255H12L14 257V259ZM27 255H29V256H27ZM32 255H33V257H32ZM40 255H41V257H40ZM78 255H79V257H78ZM81 256H82V258H81ZM94 256H96L97 258ZM29 257H31V258H29ZM102 257H103V259H102ZM2 258L4 259V261ZM16 258L18 260L20 259L19 260L20 262ZM25 258H27V259H25ZM32 258H34V259H32ZM64 258H66V259H64ZM89 258H90V260H89ZM94 258L97 260H93ZM259 258H261V261H260V262H262L261 264H264V260H262V259H264V256H261ZM8 259H9V261H8ZM43 259H44V261H43ZM84 259H86V261L87 260L88 261L86 262ZM41 260H42V262H41ZM91 260L95 263L89 262ZM45 261H46V263H45ZM33 262H32V264H35ZM97 263H99V262H97ZM131 263L135 264V260L130 261L129 264H131Z\"/></svg>","mask_w":264,"mask_h":264},{"label":"clouds","instance_id":"obj_3","mask_svg":"<svg viewBox=\"0 0 264 264\" xmlns=\"http://www.w3.org/2000/svg\"><path fill=\"white\" fill-rule=\"evenodd\" d=\"M107 56L109 50L104 49L100 53ZM215 157L207 165L209 173L219 175L225 184L239 180V173L247 166L249 158L245 147H233L228 143H219L215 148Z\"/></svg>","mask_w":264,"mask_h":264}]
</instances>
